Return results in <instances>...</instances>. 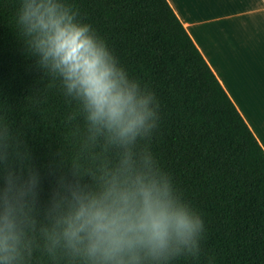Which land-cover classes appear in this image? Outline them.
I'll return each mask as SVG.
<instances>
[{
	"label": "trees",
	"instance_id": "trees-1",
	"mask_svg": "<svg viewBox=\"0 0 264 264\" xmlns=\"http://www.w3.org/2000/svg\"><path fill=\"white\" fill-rule=\"evenodd\" d=\"M24 0H0V119L41 177L26 264H84L50 252L40 227L61 177L100 192L124 149L93 139L59 77L41 70L21 34ZM158 103L157 126L138 141L204 221L198 256L167 264H264V149L167 0H62Z\"/></svg>",
	"mask_w": 264,
	"mask_h": 264
},
{
	"label": "clouds",
	"instance_id": "clouds-1",
	"mask_svg": "<svg viewBox=\"0 0 264 264\" xmlns=\"http://www.w3.org/2000/svg\"><path fill=\"white\" fill-rule=\"evenodd\" d=\"M18 24L41 70L59 77L93 139L124 149L98 193L66 177L43 209L40 232L50 252L64 249L84 264H167L198 256L204 221L183 202L167 174L138 141L157 126L153 93L129 78L91 26L62 0H24ZM41 177L11 125L0 119V264H26L37 227Z\"/></svg>",
	"mask_w": 264,
	"mask_h": 264
},
{
	"label": "crops",
	"instance_id": "crops-1",
	"mask_svg": "<svg viewBox=\"0 0 264 264\" xmlns=\"http://www.w3.org/2000/svg\"><path fill=\"white\" fill-rule=\"evenodd\" d=\"M264 149V0H167Z\"/></svg>",
	"mask_w": 264,
	"mask_h": 264
}]
</instances>
